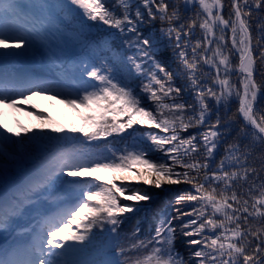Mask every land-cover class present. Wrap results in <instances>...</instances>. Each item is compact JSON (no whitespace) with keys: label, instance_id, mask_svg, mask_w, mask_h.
Returning <instances> with one entry per match:
<instances>
[{"label":"snow or ice","instance_id":"obj_1","mask_svg":"<svg viewBox=\"0 0 264 264\" xmlns=\"http://www.w3.org/2000/svg\"><path fill=\"white\" fill-rule=\"evenodd\" d=\"M55 6L78 10L87 21L130 34L132 39L125 43L135 52L120 63L124 68L131 65L145 82L137 92L108 64L90 69L86 65L76 92L50 81L30 80L20 85V91L0 87V106L16 108L20 102L29 104L30 95L55 91L66 96L68 104L98 110L97 116L86 118L85 127L71 129L89 140L124 133L135 125L159 132H141L133 138L131 150L107 148L110 155L59 152L25 181L0 194V229L4 231L40 197L54 206L42 214L37 226L24 230L30 237L27 242L0 248V264H264V16L260 15L264 0H229L227 17L224 0H67ZM18 7L16 0H0V48L32 50L43 41L34 37V27L20 23ZM189 10L192 14L186 15ZM156 19L167 24L160 29L163 35L170 41L175 37L178 72L156 58L159 40L142 36L141 26ZM197 27L201 34L191 42ZM85 75L99 84L84 79ZM178 76L184 80L179 86ZM233 100L238 107L233 117L226 118L220 108ZM236 116L243 124L228 143V129ZM190 128L204 130L181 135ZM0 130L3 152V144L11 141L7 133L17 137L21 133L4 124ZM23 131L20 141L11 142L59 139L46 133L27 136L31 130ZM242 139L247 143H241ZM222 144L223 155L217 160ZM253 153L261 161L259 169L249 164ZM66 170L68 176L91 179L67 181L69 187L54 195L56 181ZM141 184L157 189L189 187L177 190L167 202L173 205L174 215L160 210L153 217L154 226L143 230L137 219L132 232L122 235L121 225L132 219L125 214L138 213L139 202L153 199ZM69 194H75L74 202L65 204ZM97 226L108 232L104 258L74 259V254L93 243ZM178 235L187 256L177 247Z\"/></svg>","mask_w":264,"mask_h":264},{"label":"trees","instance_id":"obj_2","mask_svg":"<svg viewBox=\"0 0 264 264\" xmlns=\"http://www.w3.org/2000/svg\"><path fill=\"white\" fill-rule=\"evenodd\" d=\"M111 3L112 0H109ZM19 6L17 11L20 14V23H24L26 27H34V37L43 43H37L36 47L32 50L19 49L18 55L12 56L8 61L10 67L21 68L24 71V78L27 81L30 80H45L50 81L54 86H59L70 92H76L80 86L81 73L84 67L87 65L89 69L91 66H100L102 63H106L113 67L114 71L119 77L128 80L131 87L137 92L140 91L141 85L145 82L143 77L136 73L135 69L131 65L128 68H124L120 61L126 56L133 55L135 50L129 48L125 43V40L132 39L130 34H120L118 30L110 29L106 25H102L95 21H87L85 17L78 10L68 12L62 11L59 7H56L58 3H67V0H16ZM225 7L223 13L227 17L229 8V0H224ZM42 5H44L42 7ZM75 9V6H73ZM189 10L186 15H191ZM264 16V13L260 14ZM182 22V21H181ZM257 21L253 20V25ZM15 26V25H13ZM166 23H161L159 19L151 22H145L141 26L142 36L153 35L159 40L156 58L165 62L169 70L178 72L181 68L180 62L177 59L176 53L179 51L174 49L175 37L173 36L170 41L166 35L160 32L161 28H166ZM253 36H256V30L253 26ZM38 33V35H37ZM201 30L197 27L195 29V36L191 42L199 37ZM230 37V32L228 33ZM230 43V40H229ZM189 56H191V47L188 48ZM150 66V62L145 64L147 69ZM257 67L260 68L259 62ZM5 74H9L11 79H17L18 75L14 71H5ZM131 71V75L128 72ZM204 71H209L207 66H204ZM214 73V69L211 70ZM38 73L39 79H36L34 75ZM91 83L99 84L98 81H94L91 77L86 75L83 77ZM258 80L260 76L256 77ZM235 80L236 78L233 77ZM175 83L179 86L184 83L182 77H177ZM55 92V91H54ZM57 95V94H56ZM60 100L67 99L66 96H58ZM75 98L74 96L72 97ZM146 99V96H145ZM150 103V101H146ZM66 103V102H65ZM210 103L215 105V100L210 99ZM68 104V103H67ZM69 110H61L56 108L50 111L48 108L45 110L35 109L30 105H19L16 109L20 112H24L25 118L29 115V111L35 110L38 113V118L32 122V125L23 126L19 131L20 137L15 136V141H20L25 136L23 129H30L26 135L31 136L34 133H46L52 137H58V140H44L39 143H16L18 149L10 148L5 143L3 144V152L5 157L1 156L0 152V194L7 193L14 185H17L25 181L47 158L62 151L77 154H106L110 155L106 151L107 148L113 150H123L126 146L131 150L134 137H139L141 132L145 131H157L158 129H148L146 127L135 125L134 129H128L124 133H113L111 136L102 137L98 139L89 140L79 131H71V129H79L85 127L87 124V117L97 116L98 110L95 106L86 107L83 104L77 103L76 105L68 104ZM31 107V108H30ZM238 104L235 100L225 108L221 107V115L227 113V117H233V113L236 112ZM10 107L5 106L0 108V113L5 116L8 127L13 130V124L10 117ZM44 113L45 115H40ZM243 124L242 118L236 116L233 118V122L228 129L229 135L227 136V142L231 143L238 135L239 128ZM44 127H41V126ZM61 128L64 131L57 132L54 129ZM203 131V128L196 129L190 128L187 132L181 133L182 136L190 135L196 131ZM164 135V133H161ZM241 143H247L246 140H241ZM147 143H150L148 141ZM224 145L220 146L216 159L219 160L223 155ZM154 155H160V153H154ZM257 153H253L249 157V164L253 167L260 168L261 161L256 158ZM102 175H107L102 173ZM264 176V173H261ZM91 179V177H71L67 175V170L56 181L54 195L57 193H63L69 185L67 181H83ZM119 183V182H117ZM148 190L153 196L150 201L139 202L140 211L136 214L126 213L125 216H131L132 219L125 220L121 225L119 231L124 233H131L133 225L137 219L141 224L143 230H147L154 226L155 221L153 217L155 214L164 210L175 214L173 212V205L167 203L170 202L177 192L182 190L188 185H164L162 188H155L154 186L139 185ZM239 190V189H238ZM247 191V188L244 189ZM47 195V194H45ZM43 209H49L50 202L46 201L42 196ZM74 200H70L68 204L73 203ZM130 203V202H128ZM187 210V209H185ZM109 226H105L107 228ZM96 233V238L91 245H86L85 251L74 254L73 258L77 260H100L104 258V249L107 243L106 237L108 232L105 229L96 227L93 229ZM183 238L178 235L177 247L187 256V249L182 245ZM126 246V245H125Z\"/></svg>","mask_w":264,"mask_h":264},{"label":"rangeland","instance_id":"obj_3","mask_svg":"<svg viewBox=\"0 0 264 264\" xmlns=\"http://www.w3.org/2000/svg\"><path fill=\"white\" fill-rule=\"evenodd\" d=\"M12 49L15 50L16 48H12ZM16 52L10 53L9 49L0 48V61L5 59L10 54H12V55L16 54ZM43 95H44V97H42L43 100H41V103L36 98H34V100L30 102V104H32L34 107L42 109L45 106L47 107V105H45V103H44V102H47L48 106L52 108V106H53L52 99L54 98V95L53 94H51L50 96H49V94H43ZM2 107H4V106H0L1 109H2ZM10 113L12 114V116L15 115L14 118L16 119V124H18L15 126V130H16V127H20L21 124L28 125L29 122L31 121V119H28V120L22 119V116H20V114L17 115L19 112L17 110H15V108H12ZM30 116L32 117V119H36L37 114L32 112L30 114ZM0 124L8 125L2 114H0ZM11 141H14L13 136L11 137ZM73 195H75V194H69V197L65 201V204H68V202H70V200H73L72 199ZM41 206H42V200L39 199L38 202H36V203H34L28 207V211L25 213V215L18 218L13 223V225L11 226V228L8 231H4V230L0 229V248H8L10 246L15 247L16 245L23 244L30 239V237L23 234L24 230H26L27 228L37 226V223H38L40 217L42 216V214L53 210V207H54L52 204L48 207L49 209H47V208L43 209V208H41ZM55 251L60 252L62 250L61 249H55ZM47 258L49 260L57 259L56 257H52V256H48Z\"/></svg>","mask_w":264,"mask_h":264}]
</instances>
